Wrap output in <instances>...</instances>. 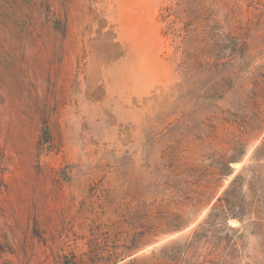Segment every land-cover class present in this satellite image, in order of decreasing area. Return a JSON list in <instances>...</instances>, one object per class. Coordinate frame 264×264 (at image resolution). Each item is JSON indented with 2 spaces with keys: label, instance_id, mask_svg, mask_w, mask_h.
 Instances as JSON below:
<instances>
[{
  "label": "rangeland",
  "instance_id": "1",
  "mask_svg": "<svg viewBox=\"0 0 264 264\" xmlns=\"http://www.w3.org/2000/svg\"><path fill=\"white\" fill-rule=\"evenodd\" d=\"M233 180L212 262L264 264V0H0V264H139Z\"/></svg>",
  "mask_w": 264,
  "mask_h": 264
},
{
  "label": "trees",
  "instance_id": "2",
  "mask_svg": "<svg viewBox=\"0 0 264 264\" xmlns=\"http://www.w3.org/2000/svg\"><path fill=\"white\" fill-rule=\"evenodd\" d=\"M196 30H193L191 37L186 42L183 65H187L195 59L190 56L194 43L192 37H196ZM234 119L238 120L239 118L235 115ZM215 175H219V173L207 176L205 171H197L193 168L185 173L175 174L174 178L178 180L176 181L181 182V187L184 186L179 189L175 188V190L178 189L175 192V205L185 206L192 210H199L207 206L213 198L207 196V189L209 184L213 183L212 181L217 182V179L213 178ZM235 183L236 180H233L230 187L224 191L223 196L215 200L209 208L205 220L182 244L176 242L164 247L158 253H153L152 257L143 259L139 264H220L212 262V259L220 247L223 249V243H229V237L222 236L226 219L232 218L243 222L247 210L246 205L234 197ZM178 218L181 220V215H178ZM130 264L137 263L134 261Z\"/></svg>",
  "mask_w": 264,
  "mask_h": 264
}]
</instances>
